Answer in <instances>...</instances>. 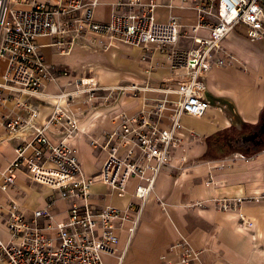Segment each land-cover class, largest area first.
<instances>
[{"label": "built area", "instance_id": "built-area-1", "mask_svg": "<svg viewBox=\"0 0 264 264\" xmlns=\"http://www.w3.org/2000/svg\"><path fill=\"white\" fill-rule=\"evenodd\" d=\"M101 4L102 0H0V58L6 60L0 93L14 94L15 106L26 111L25 116L5 117L4 126L8 137L23 141L26 127L34 131L32 140L16 148V158L2 172L3 187L13 186L15 172L21 169L29 182L57 191L59 198L69 202L63 219L56 218L51 203L27 219L19 205L10 201L6 223L10 240H0V259L5 264H105L103 255L115 252L116 229L124 223L129 244L158 173L176 149H186L198 140L194 131H185L181 118L203 117L209 108L204 78L214 65L225 62V56L217 55L221 41L239 25L253 39L264 36V0H179L176 5L173 0H109L108 19L98 20ZM176 6L193 11L195 24L184 27L173 14L165 21L157 20L156 9ZM91 36L117 38L146 54L158 51L159 59L141 57L147 62L144 70L166 67L169 74L161 80L102 86L88 69L55 92L42 93L44 83L55 82L68 71L44 61L37 38L49 37L56 52L65 54ZM23 95L53 99L41 127L33 126L39 113L21 99ZM76 95L83 98L74 107ZM119 95L123 100L109 113L114 128L102 133V141L84 132L91 146L106 151L98 174L87 177L76 145L64 140L51 143L46 128L52 125L57 135L67 137L77 131L84 113L98 98L108 103V98ZM27 147L31 148L28 153ZM132 179L136 181L125 208L99 209L90 202L95 181L122 196ZM210 182L208 178L204 184ZM242 200L221 198L216 203L220 209H229ZM180 244V261L167 264L188 263L197 255ZM117 258L120 261L122 253Z\"/></svg>", "mask_w": 264, "mask_h": 264}, {"label": "crops", "instance_id": "crops-1", "mask_svg": "<svg viewBox=\"0 0 264 264\" xmlns=\"http://www.w3.org/2000/svg\"><path fill=\"white\" fill-rule=\"evenodd\" d=\"M108 1L102 0L96 13L98 20L108 19ZM178 2L173 0L175 5ZM171 14L177 16L184 27L196 22V14L181 7L155 11L159 21H165ZM37 43L45 62L68 71L67 76L59 75L55 82L44 83L42 93L55 92L85 75L88 69L96 74L102 86L161 80L169 74L166 67L146 73L147 62L141 60L146 53L117 38L91 36L65 54L56 52L49 37H38ZM146 55L151 59L160 58L158 51ZM217 55L225 56L224 64L214 65L204 78V96L210 103L209 108L200 118L183 116L196 122L183 126L185 131H194L198 140L186 149H176L171 161L162 167L131 241L127 244L128 225L124 223L116 229L115 252L103 255L105 264L178 263L182 252L180 243L197 252L184 264H264V144L251 151L241 147L220 151L213 145L216 136L224 133L244 141L241 135L259 127L264 119V43L256 44L229 33L221 41ZM5 69L6 60L0 58V80ZM148 96L158 95L148 93ZM16 98L7 90L0 93V240L3 242L10 240L6 224L10 201L19 205L27 219L34 210L50 203L57 213L56 218L63 219L69 203L59 198L57 191L29 182L21 169L15 172L13 186L3 187L2 172L16 158V148L30 142L34 134L33 129L26 127L24 141L7 136L4 118L26 115L24 109L15 106ZM82 98V95L73 97L74 107L79 106ZM21 99L38 110L33 126L41 127L51 112L53 99L26 95ZM122 100L121 95L108 98V103L98 98L93 108L84 113L77 131L67 137L57 135L52 125L46 128L51 143L64 140L76 145L82 171L87 177L98 174L106 151L91 146L84 132L102 141V133L114 128L109 113ZM30 149L27 147L25 152ZM208 178L211 182L204 184ZM135 181L131 180L122 196L95 181L90 186V202L99 209L107 205L125 208ZM221 198L243 200L229 209H220L216 201ZM0 264L5 262L0 259Z\"/></svg>", "mask_w": 264, "mask_h": 264}, {"label": "flooded vegetation", "instance_id": "flooded-vegetation-1", "mask_svg": "<svg viewBox=\"0 0 264 264\" xmlns=\"http://www.w3.org/2000/svg\"><path fill=\"white\" fill-rule=\"evenodd\" d=\"M264 118V117H263ZM258 132V135L253 140L240 141L239 138H234L226 133L216 136V143L213 145L220 151L231 150L233 148L241 147L244 151H251L264 144V131H260L259 127H253L244 133Z\"/></svg>", "mask_w": 264, "mask_h": 264}, {"label": "rangeland", "instance_id": "rangeland-1", "mask_svg": "<svg viewBox=\"0 0 264 264\" xmlns=\"http://www.w3.org/2000/svg\"><path fill=\"white\" fill-rule=\"evenodd\" d=\"M230 33H232L233 35H236V36H240V37H243V38H246L256 44H260V43H264V36L260 37V38H257V39H253L251 37H249L247 35V31H246V28L242 25H239L235 28H233ZM263 41H261V40ZM181 123L184 124V123H196L195 121H192L191 119H185L184 117L181 118Z\"/></svg>", "mask_w": 264, "mask_h": 264}, {"label": "water", "instance_id": "water-1", "mask_svg": "<svg viewBox=\"0 0 264 264\" xmlns=\"http://www.w3.org/2000/svg\"><path fill=\"white\" fill-rule=\"evenodd\" d=\"M259 130L264 131V119L262 120L261 124L259 125ZM258 135L257 131H254L252 133H244L241 135V139L245 140H253Z\"/></svg>", "mask_w": 264, "mask_h": 264}]
</instances>
